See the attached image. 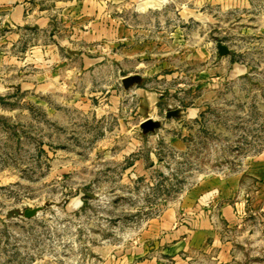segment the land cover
I'll use <instances>...</instances> for the list:
<instances>
[{"label": "rangeland", "instance_id": "1", "mask_svg": "<svg viewBox=\"0 0 264 264\" xmlns=\"http://www.w3.org/2000/svg\"><path fill=\"white\" fill-rule=\"evenodd\" d=\"M175 2L171 26L162 9L141 36V71L157 74L136 80L161 93L158 110L111 94L124 86L121 62L64 91L0 96V264L203 259L217 250L205 220L226 264H264V0ZM109 8L120 16L119 3ZM102 48L120 59L119 44Z\"/></svg>", "mask_w": 264, "mask_h": 264}, {"label": "crops", "instance_id": "2", "mask_svg": "<svg viewBox=\"0 0 264 264\" xmlns=\"http://www.w3.org/2000/svg\"><path fill=\"white\" fill-rule=\"evenodd\" d=\"M80 3V0H0V96L14 86L16 91L26 95H42L61 88L64 91L66 83L93 81L98 78L102 67L113 69L119 62L122 71L126 69L120 78L122 82L126 76H136L141 81L154 79L157 71H141L145 65L140 43L149 37L152 31L149 26H153L157 15L161 17L162 9H167L163 19L168 27L171 26V21L177 15L175 0H84L88 7L83 10L80 6L76 8ZM116 3L120 4L119 17L109 8ZM182 12L184 17L181 18L185 21L192 17V11L185 9ZM176 30V26L173 30L168 28L167 35L175 34ZM118 44L120 59L112 56L108 59L103 51L106 48L102 46L112 52ZM150 66L155 67L153 64L147 67ZM243 67L236 63V69L242 71ZM22 73L23 78L20 77L14 83L9 81L10 86H5L6 78ZM137 81L129 87L123 86L121 90L114 85L110 92L119 94L121 98L122 95L134 93L138 98V111L158 110L161 93L148 88L146 82ZM194 110L187 108L189 114ZM255 159L264 160V152ZM256 177L261 180L264 175ZM219 212L226 221L235 218L231 205L221 206ZM205 222L200 229L211 234L212 245H216L217 250L203 259L192 256L186 258V261L181 259L179 264H200V261L206 264H226L233 259L230 252L224 250L220 237L211 232L210 223L207 220ZM144 254L136 255V264H160L155 257H143ZM194 258L197 260L194 261Z\"/></svg>", "mask_w": 264, "mask_h": 264}, {"label": "water", "instance_id": "3", "mask_svg": "<svg viewBox=\"0 0 264 264\" xmlns=\"http://www.w3.org/2000/svg\"><path fill=\"white\" fill-rule=\"evenodd\" d=\"M218 47V52L221 55H225L229 52V48L223 44V43H218L217 44ZM137 77L136 76H126L123 78V84L125 87H129L132 83H134L136 81ZM176 114V111H169L168 115H174ZM41 207H35V208H27L24 211V216L25 217H32L34 215H36L38 213V211L40 210Z\"/></svg>", "mask_w": 264, "mask_h": 264}]
</instances>
